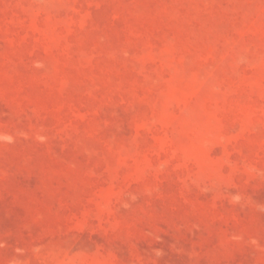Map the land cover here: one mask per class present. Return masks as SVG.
<instances>
[{
  "label": "rangeland",
  "instance_id": "1",
  "mask_svg": "<svg viewBox=\"0 0 264 264\" xmlns=\"http://www.w3.org/2000/svg\"><path fill=\"white\" fill-rule=\"evenodd\" d=\"M0 264H264V0H0Z\"/></svg>",
  "mask_w": 264,
  "mask_h": 264
}]
</instances>
